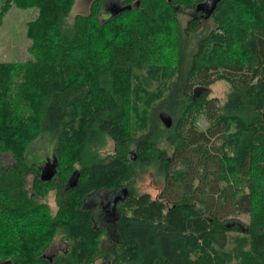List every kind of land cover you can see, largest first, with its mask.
Listing matches in <instances>:
<instances>
[{"label":"trees","instance_id":"trees-1","mask_svg":"<svg viewBox=\"0 0 264 264\" xmlns=\"http://www.w3.org/2000/svg\"><path fill=\"white\" fill-rule=\"evenodd\" d=\"M74 1L0 6V21L12 6L37 10L33 59L0 62V260L264 264V0H218L203 18L207 0H122L105 19L92 0L68 22ZM219 80L222 105L209 98ZM39 135L54 142L49 181L27 156ZM147 171L162 179L155 199L135 193ZM92 192L121 198L93 215L81 207ZM57 237L61 251L46 256Z\"/></svg>","mask_w":264,"mask_h":264},{"label":"rangeland","instance_id":"rangeland-1","mask_svg":"<svg viewBox=\"0 0 264 264\" xmlns=\"http://www.w3.org/2000/svg\"><path fill=\"white\" fill-rule=\"evenodd\" d=\"M119 1L122 0H103V13L101 15V19H105L107 14H112L111 11H115L116 8H119ZM4 0H0V6L3 4ZM92 0H75L72 6L71 12L68 16V22H71L73 17L76 14H86L89 10L90 4ZM118 5V6H117ZM37 16V10L32 9H19L17 7H10L6 13H4L1 23H0V62L9 63H24L25 61L33 59V54L29 50L31 41L26 36V26L27 23L33 21ZM190 12L187 14H183L181 20L185 21L189 18ZM204 25L209 29L212 27V22L209 19H206L205 22L202 21ZM203 33V29L199 30L197 38H200ZM186 42V53L192 51L195 48V44L197 42L196 38L193 39V36L189 39L187 44ZM186 56V55H185ZM229 86L226 82L219 80L212 84L209 87V98L215 99L218 104H224L227 94L229 93ZM197 125L200 130L205 129L208 126V122L204 120L202 117L197 120ZM108 150L112 148V143L108 142ZM53 148L54 142L53 140L44 135H39L38 138L33 141L31 144L29 151L27 153L28 160L39 164L40 167L45 165L47 161L52 160L53 157ZM2 160L4 163H10L12 161V157L10 154L2 155ZM40 172V171H39ZM31 185V177H29V186ZM135 193L142 194L147 193L150 195L152 199H155L162 189V179L152 174L151 171L139 173L137 182L135 184ZM93 198V197H91ZM102 198L97 199L96 201H102ZM47 207L50 211L54 212L56 209V201L54 191L48 192L44 199ZM88 207V205H87ZM238 220L241 222L247 223L248 218L244 215L236 216ZM231 235L235 237L239 236L237 233H232ZM61 238L57 237L52 242V244L45 251L46 256L53 255L55 251H61L63 244L60 243ZM103 261V262H102ZM7 260H0V264H6ZM106 261L104 259H99L94 264H104ZM106 264V263H105ZM109 264V263H107Z\"/></svg>","mask_w":264,"mask_h":264},{"label":"water","instance_id":"water-1","mask_svg":"<svg viewBox=\"0 0 264 264\" xmlns=\"http://www.w3.org/2000/svg\"><path fill=\"white\" fill-rule=\"evenodd\" d=\"M217 1L218 0H207L206 2L202 4H198L196 8L202 11H206V14L204 15V17H207L213 11ZM118 7L119 8H116L114 12L111 11L112 14L116 12L118 13L121 10L120 4ZM127 8L130 9L131 6H128ZM158 117L166 128H169L171 126V118L167 113L160 112L158 114ZM55 173H56V164H55V159L52 157V160L47 161V163L40 168V178L41 180L49 181L54 176ZM77 175H78V172L74 171L72 175L69 177L68 182H67L69 187L72 188L75 186ZM126 192H127L126 189H124L123 195H125ZM119 198H121V194L114 195L110 204L108 205L109 207L107 208H109V210L112 209L111 205L115 204V202ZM109 212L112 213L111 210ZM6 264H9V262H6Z\"/></svg>","mask_w":264,"mask_h":264},{"label":"flooded vegetation","instance_id":"flooded-vegetation-1","mask_svg":"<svg viewBox=\"0 0 264 264\" xmlns=\"http://www.w3.org/2000/svg\"><path fill=\"white\" fill-rule=\"evenodd\" d=\"M201 16L203 18L204 15L201 14ZM114 195H116L114 192H107L103 196V200L97 202L96 200L99 197H101V194H99V192H92V193L88 194L87 196H85V198H83L81 207L84 208V209H87V210H91L93 215H95V213L98 211V209L101 208V210H99V211L100 212L102 211V212L106 213V215H107V213L109 211V208H107V207H109L108 205L110 204V202H111V200H112ZM91 197H93V198H91ZM103 203H104V205H103ZM87 205H88V207H87ZM50 256H52V255H50ZM50 256H48V257H50ZM105 263L107 264L108 262H105Z\"/></svg>","mask_w":264,"mask_h":264},{"label":"bare ground","instance_id":"bare-ground-1","mask_svg":"<svg viewBox=\"0 0 264 264\" xmlns=\"http://www.w3.org/2000/svg\"><path fill=\"white\" fill-rule=\"evenodd\" d=\"M94 202V201H93ZM98 204V203H97Z\"/></svg>","mask_w":264,"mask_h":264}]
</instances>
